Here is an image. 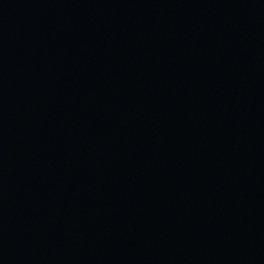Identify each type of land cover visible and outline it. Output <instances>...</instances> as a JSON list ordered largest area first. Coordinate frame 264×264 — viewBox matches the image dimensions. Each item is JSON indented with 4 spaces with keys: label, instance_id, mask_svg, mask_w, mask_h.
<instances>
[{
    "label": "water",
    "instance_id": "1",
    "mask_svg": "<svg viewBox=\"0 0 264 264\" xmlns=\"http://www.w3.org/2000/svg\"><path fill=\"white\" fill-rule=\"evenodd\" d=\"M0 264H264V0H0Z\"/></svg>",
    "mask_w": 264,
    "mask_h": 264
}]
</instances>
